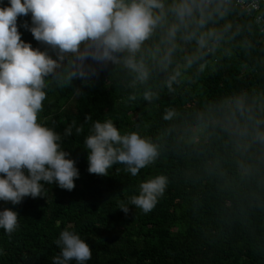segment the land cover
<instances>
[{
  "label": "clouds",
  "instance_id": "clouds-1",
  "mask_svg": "<svg viewBox=\"0 0 264 264\" xmlns=\"http://www.w3.org/2000/svg\"><path fill=\"white\" fill-rule=\"evenodd\" d=\"M31 14L33 38L21 39L18 17ZM53 55L55 58H53ZM264 69V0H9L0 6V201L20 204L44 197L46 184L72 191L76 161L62 149L63 137L41 118L53 87L100 71L115 72L128 101L158 110L164 95L179 97L163 106L154 134L137 119L122 132L110 118L95 121L84 138L88 172L108 176L123 165L133 177L170 156L182 160L186 179L208 184L220 204L222 225L250 226L264 213V82L237 86L196 103H186L204 80L233 66ZM79 94V90L75 91ZM84 132L73 120L64 137ZM174 174L149 175L128 205L150 213ZM19 214L0 210V229L11 239ZM52 264H86L90 246L64 229Z\"/></svg>",
  "mask_w": 264,
  "mask_h": 264
},
{
  "label": "trees",
  "instance_id": "trees-1",
  "mask_svg": "<svg viewBox=\"0 0 264 264\" xmlns=\"http://www.w3.org/2000/svg\"><path fill=\"white\" fill-rule=\"evenodd\" d=\"M9 6V0H0ZM31 14L18 17L21 39L33 48L45 50L30 31ZM53 58L55 56L53 55ZM242 60L204 80L203 89H194L185 101L196 103L204 95H213L232 87L264 82V69L246 71ZM79 90V94H76ZM181 105L179 97L164 95L161 106L145 108L147 102L128 101L115 72L100 71L88 84L80 79L70 86L48 91L41 118L63 137L62 149L76 161L79 178L72 191L57 184H46L44 197H25L20 204L0 201V210L11 208L19 214V228L11 239L0 229V264H52L60 249L55 241L64 229L76 232L92 250L86 264H264V213H259L247 227L222 225L217 219L220 204L208 184L188 180L183 175L185 163L175 157L161 160L142 169L133 177L123 165L109 169L108 176L88 172V151L84 138L92 120L112 119L122 131L134 130L137 119L150 123L154 134L161 123L163 106ZM76 121L84 132L64 137L66 127ZM167 171L173 183L157 206L144 214L129 205L125 214L119 207L128 205L131 195L138 194V184L149 175ZM76 264V261H70Z\"/></svg>",
  "mask_w": 264,
  "mask_h": 264
}]
</instances>
